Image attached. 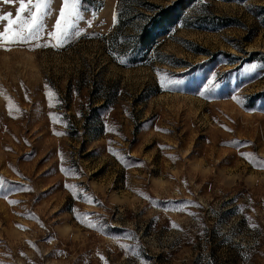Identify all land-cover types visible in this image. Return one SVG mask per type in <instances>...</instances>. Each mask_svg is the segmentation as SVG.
<instances>
[{"label":"rangeland","instance_id":"rangeland-1","mask_svg":"<svg viewBox=\"0 0 264 264\" xmlns=\"http://www.w3.org/2000/svg\"><path fill=\"white\" fill-rule=\"evenodd\" d=\"M81 10L70 46L0 48V264H264V0Z\"/></svg>","mask_w":264,"mask_h":264},{"label":"snow or ice","instance_id":"snow-or-ice-1","mask_svg":"<svg viewBox=\"0 0 264 264\" xmlns=\"http://www.w3.org/2000/svg\"><path fill=\"white\" fill-rule=\"evenodd\" d=\"M3 2L18 3L14 18L11 12L0 15V22H3L2 30H0V48L4 50H9L13 46H27L30 50L49 47L54 50H61L66 46H70L76 38L83 35V30L79 27L80 22L84 20L81 10L82 0H61V7L50 30L46 25L47 18L53 12L50 0H3ZM120 63L125 64V61L121 60ZM180 83L179 79H168L167 82H162L160 87L171 90L172 86ZM45 87L47 88L48 86L46 85ZM205 91H207V87ZM204 94V91L200 93V95ZM233 98L236 99V97ZM231 143L236 142L233 141ZM240 155L247 157L249 154L240 153ZM256 163L259 167H264V161L257 160ZM66 187L71 188L73 186L66 185ZM7 188V183L0 177V189ZM10 203L17 202L10 201ZM97 203L99 202L97 201ZM192 203L194 202L187 201L185 206ZM178 210L183 211V208ZM87 215L85 214V216ZM82 222L92 229L103 230L104 227L98 221L85 220ZM173 226L175 227V225ZM248 255V253H244L242 258H246Z\"/></svg>","mask_w":264,"mask_h":264},{"label":"trees","instance_id":"trees-1","mask_svg":"<svg viewBox=\"0 0 264 264\" xmlns=\"http://www.w3.org/2000/svg\"><path fill=\"white\" fill-rule=\"evenodd\" d=\"M172 5H170L169 7L163 8L161 10H158V12H156V15H154L153 17L156 18V20L158 19V21L162 22V21H168V22H172ZM160 17V18H158ZM225 25V24H223Z\"/></svg>","mask_w":264,"mask_h":264}]
</instances>
